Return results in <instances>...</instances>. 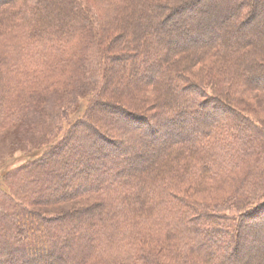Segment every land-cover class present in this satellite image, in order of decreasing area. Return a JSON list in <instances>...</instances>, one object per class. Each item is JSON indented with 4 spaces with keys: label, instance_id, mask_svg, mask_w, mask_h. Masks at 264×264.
I'll return each instance as SVG.
<instances>
[{
    "label": "trees",
    "instance_id": "obj_1",
    "mask_svg": "<svg viewBox=\"0 0 264 264\" xmlns=\"http://www.w3.org/2000/svg\"><path fill=\"white\" fill-rule=\"evenodd\" d=\"M50 1L0 0V35L7 34L6 38L0 37V43L15 48L14 51L20 54L21 49L33 45V41L48 47L51 44L59 46L67 41L71 30L77 34L92 29L87 17V0H59L65 17L54 27H48ZM203 1L206 0H136L126 8L121 6V10L128 14H133L138 7L143 13L155 11L165 16L164 23L183 11L194 10ZM241 1L243 3L235 4L238 15H244L240 28L253 24L257 8L261 3L264 5V0ZM66 18L73 20L71 25L66 23ZM204 22L202 25L207 26ZM106 23L109 26L110 21ZM135 26L137 39L126 48L142 52L151 44L139 38L144 23L136 20ZM151 28L155 32L160 26ZM261 32L260 29L256 31L257 45L249 40L248 47L222 39L210 43V48L216 49L217 57L231 62L228 65L222 62L218 66L210 63L208 72L212 74L200 82L190 83L184 77V71L178 74L175 68L179 62L174 58L177 55L167 51L151 75L155 80L152 85L160 86V104L165 110L173 112L181 105L185 109L176 117L163 119L172 127L177 121L185 123L193 104L197 103L203 110H193L199 122L193 133H187L182 140L172 139L162 154L154 150L146 166H134V162L147 160L142 150H135V158L130 157L123 165L118 158L125 146L128 147L127 143L112 140L86 119L71 126L62 140L46 152L44 157L51 159L63 154L58 160L54 159L51 169L40 158L31 164L30 173L27 168H22L13 180L9 179L10 182L5 178L0 187V264H56L57 260H63V252H58V246L61 251L69 252L65 264H226L228 258L224 252H230V257L238 260L248 212L254 208L253 204L264 198V166H261L264 163V125L245 108H238L244 98L242 89L237 88L249 89L252 84L248 75L264 72V35ZM90 37L85 40L88 46L90 40H94L93 35ZM105 38V34H101V39ZM183 42L192 43L193 40L187 37ZM172 43L178 44L177 41ZM210 48H198L193 54L194 61L205 53L210 54ZM182 50H177L178 54ZM173 58L175 62L170 64ZM106 84L105 88L109 87L110 84ZM171 103L172 107H169ZM128 108L131 107L121 104L118 109L124 116H128L126 111H129L136 114L135 118L145 120L144 126L150 127L155 135L149 131L151 139L157 141L162 129L154 126L151 117ZM6 115V105L0 103V125ZM133 125L138 127L135 134L145 133L139 129L140 125ZM89 136L93 137L94 144H85ZM155 156L162 159L156 160ZM246 164L249 169L240 181L241 190L237 188L215 204L194 199L196 187ZM32 173H39L46 179V187L57 195L42 196L40 189L34 190L33 194L29 192V185L37 187L40 183L35 178L32 180ZM83 197L99 198L102 204L92 213L78 209L57 216L45 215L32 208ZM260 204L264 206V201ZM85 212L90 219L86 226L88 238H84V224L82 226L79 221ZM164 253H167L166 261L161 260ZM239 264H264V255L256 262L246 263L243 259Z\"/></svg>",
    "mask_w": 264,
    "mask_h": 264
},
{
    "label": "rangeland",
    "instance_id": "obj_2",
    "mask_svg": "<svg viewBox=\"0 0 264 264\" xmlns=\"http://www.w3.org/2000/svg\"><path fill=\"white\" fill-rule=\"evenodd\" d=\"M239 1L243 3L241 0H206L199 3L195 11H183L162 23L165 16L155 11L143 13L138 7L133 14H130L131 12L128 14L121 10V6L126 8V5L131 6L136 0H87V4L84 3L88 7L87 17L92 23V29L77 34L69 30L70 36L63 45L51 44L48 47L46 44L33 41V45L22 47L19 54L14 51L15 48L0 43V103L6 105L8 113L0 125V187L3 186L5 178L7 182L10 178L13 180L22 168H27V173H30L33 166L31 164L40 158H43V162L51 169L54 159L58 160L63 154L51 159L48 156L44 157L46 152L62 140L71 126L74 127L81 120L87 119L112 140L127 143L128 147L124 145L125 150L118 158L123 165L127 164L130 157L135 158L137 150L144 151L147 160L141 163L134 162L135 168L146 166L150 156L154 155V150L162 154V150L166 149L172 139L182 140L187 137V133H193L196 125L199 124L195 116L197 114H193V110L203 109L197 103L193 104L190 108L192 113H187L185 123L177 121L170 127L163 118L176 117L185 106L181 105L173 112L167 107L165 110L160 104L159 97L162 92L160 86L152 85L155 80L151 75L154 74L156 64L163 60L167 51H172L175 56L177 55L174 58L179 62L175 68L177 73L181 74L184 71L183 75L190 83L196 80L200 82L202 78L212 74L208 72L210 63H217L218 66L222 62L225 65L231 62L230 59L217 57L216 49H211L210 43L222 39L243 43L244 47H248L247 41L252 40V44L257 45L256 31L260 29L264 35V5L261 3L257 8V17L253 24L240 28L239 24L244 15H238L235 4ZM49 8L51 17L48 19V27H54L57 21L65 17L64 10L59 0H51ZM230 11H233L235 16L230 15ZM136 20L144 23L139 38L151 44V47L147 46L148 49L144 48L142 52L129 51L126 48L137 39ZM107 21H110L109 26ZM204 21L207 22V26ZM72 22V19L66 18L68 25ZM202 22L205 24L202 25ZM147 23L151 24V27L159 25L160 28L153 32ZM193 30L198 33H194ZM101 34H105L104 40L101 39ZM92 35L94 40H90L88 46L85 40ZM6 36L7 34L0 35L2 39ZM187 37L193 42L184 43L183 39ZM243 37L247 39L244 40ZM172 41H177L180 45L175 46ZM262 41L264 42V37ZM205 46L211 49H209L210 54L205 53L198 57L199 60L194 61L195 51ZM179 49L183 50L178 54ZM174 58L169 62L170 64H174ZM248 78L252 84L249 89L243 86L237 87L238 90L242 89L241 96L244 98L243 104L240 103L237 107L245 108L250 116L264 125V91H262L264 72L256 71L254 75H248ZM107 82L110 85L105 88ZM229 100L233 103L231 99ZM121 104L131 107L128 108L130 111L141 112L142 115H146L145 117L149 116L153 119L154 126L162 129L157 141L151 139L148 133L149 131L151 133V128L144 126L145 120L135 118L136 114H131L129 111H126L128 116L126 114L124 116V112L118 109ZM169 107H172V103ZM133 124L140 125L139 129L145 133L135 134V128L138 127ZM84 132L88 133V130L84 129ZM152 135L155 137L154 134ZM92 138H88L85 144H92L94 141ZM99 147L102 145L100 144ZM154 159L162 158L155 156ZM261 166H264V163ZM248 169L249 165L246 164L225 176L211 179L206 185L203 184V187H196L197 191L193 192V195H196L194 199L205 204H215L224 200L237 188L242 189L239 187L240 181L247 175ZM34 178L40 183L37 187L29 185V192L33 194L34 190L40 189L42 196L57 195L55 191L46 187V179L41 178L39 173L33 174L32 180ZM16 182L18 183L17 180ZM88 183L92 185V182ZM261 201H264V198L253 204L254 208L251 207L253 209L248 212V220L242 230L243 240L239 246V259L235 261L230 257V252H224L228 258L226 264H239L243 259L246 263L256 262L264 255V206H261ZM101 204L99 198L83 197L32 208L45 215L57 216L76 212L78 209L92 213L98 208L96 206ZM81 217L83 218L79 221L82 226L84 224L83 236L88 238L86 226L90 220L89 215L85 212ZM206 242L209 243V239H206ZM57 249L60 250L59 253L63 252V260L59 259L55 263L65 264L69 252L61 251V246ZM171 252L173 253L172 250ZM171 252L167 253L171 254ZM167 253H164L161 260L166 261Z\"/></svg>",
    "mask_w": 264,
    "mask_h": 264
}]
</instances>
